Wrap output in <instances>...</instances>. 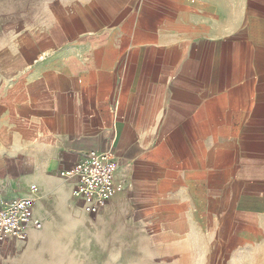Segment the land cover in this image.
<instances>
[{"label": "crops", "instance_id": "obj_1", "mask_svg": "<svg viewBox=\"0 0 264 264\" xmlns=\"http://www.w3.org/2000/svg\"><path fill=\"white\" fill-rule=\"evenodd\" d=\"M0 35V264H264V0H53ZM113 152L92 214L61 177Z\"/></svg>", "mask_w": 264, "mask_h": 264}, {"label": "built area", "instance_id": "obj_2", "mask_svg": "<svg viewBox=\"0 0 264 264\" xmlns=\"http://www.w3.org/2000/svg\"><path fill=\"white\" fill-rule=\"evenodd\" d=\"M115 169L114 153L105 152L89 155L72 170L60 175L78 179L75 194L93 202L91 211L96 215L114 194ZM33 207L34 201L29 198L13 199L0 206V242L7 239L27 240L26 228L31 222Z\"/></svg>", "mask_w": 264, "mask_h": 264}, {"label": "rangeland", "instance_id": "obj_3", "mask_svg": "<svg viewBox=\"0 0 264 264\" xmlns=\"http://www.w3.org/2000/svg\"><path fill=\"white\" fill-rule=\"evenodd\" d=\"M45 1L53 0H0V35L10 25L17 29L33 25L32 20L45 13L46 9L41 7Z\"/></svg>", "mask_w": 264, "mask_h": 264}]
</instances>
